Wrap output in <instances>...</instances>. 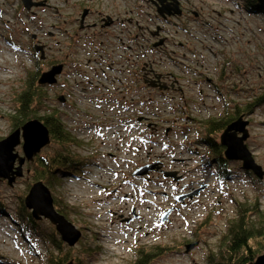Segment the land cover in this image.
Instances as JSON below:
<instances>
[{"label": "rangeland", "instance_id": "1", "mask_svg": "<svg viewBox=\"0 0 264 264\" xmlns=\"http://www.w3.org/2000/svg\"><path fill=\"white\" fill-rule=\"evenodd\" d=\"M22 1L0 0V141L13 132L10 117L16 109V98L24 92L28 76L36 67H39L42 74L47 61L56 55L63 58L64 55L68 56L69 63H72L76 55V40L83 34V31L80 33L78 24L83 20L84 12L90 13L85 20L86 23L98 22L95 35L109 26L115 29L114 35L120 41L115 39L112 40L113 43L116 46L120 44L127 46L124 61L138 68H141L138 65L141 56L132 57L131 54L134 52L149 55L153 67L156 59L162 62L163 57L155 53L159 48L147 54L144 48H136L129 44L130 31L134 35H139L141 32L155 30L151 31L153 37L151 35L147 42L153 41L152 46L156 48L165 34L164 45L175 51L168 54L183 55L187 62L196 58L209 59L213 56L212 61L216 63L218 75L217 84L223 94V98H218L216 102L218 108L213 111L215 117L224 107L223 99L233 106L235 102L249 101L252 96L264 90V10L259 11L256 8L250 10L247 8L249 4L245 5L246 0H165L161 6L171 7V3H178L179 9L181 3L183 9H186L185 13L181 14L180 9L179 15L165 18L156 11L158 6L161 7L158 0H30L41 5L32 6L29 10H25ZM254 5L257 3L251 1L249 6L264 9V4ZM199 10L200 14L195 17L192 11L197 14ZM135 19L138 20L136 24L133 21ZM176 21L181 23L183 31L173 27ZM198 26H201V29L195 38L191 35L190 29L195 32ZM99 31L100 33H97ZM167 35L169 38L166 40ZM4 40L7 41L6 44ZM11 42L20 47L14 49ZM6 45L10 46L12 52H7L9 49ZM34 47H38L40 51L34 53ZM183 61L182 57L176 58L175 63L171 59L174 68L181 66ZM68 66L64 68V73L67 68L70 71ZM222 67H226V72L230 76L225 83H221L219 79ZM64 73L54 78L53 85L39 88L47 93L44 98L45 104L48 108L55 109L65 129L79 143L75 155L85 164L82 171H75L77 177L60 176L53 177V183L48 180L47 183L44 180L41 182L51 196L54 210L80 233V239L73 247H67L46 220L36 222L43 228L40 235L31 233L33 229L29 226L25 228L26 225L23 223L28 212L25 209L21 210L20 203L30 186L36 182L33 180L35 165H28L29 162H25L22 176L15 180L12 187L0 182V199L3 203L0 207V256L12 262L9 264H47L48 256L58 255V251L68 254L66 264H131L135 261L136 252L140 248L150 249L156 246L166 249V253L152 264H208V257L212 255L214 258L219 253L222 243L220 241L227 235L228 223L237 219L239 204L253 203L257 200L260 209H264V177L261 181L256 180L239 171V163L228 161L227 169H230V176L234 181L226 182L227 180H223L216 171L219 166L215 165L218 163L212 159L213 157L216 159L213 151L208 150L202 143L194 145L196 153L188 151L183 153L182 150L173 149L171 145L165 144L159 145L152 152L146 151L143 145L139 150L130 149V146L141 144L142 136L149 130L158 133L163 138L162 142L163 140L166 142L167 138L172 142L177 141L179 137L182 140L185 133L188 134L185 141H188L199 136L201 125L198 127L189 120H172L168 114L166 116L173 121L172 123L145 122L141 118L131 122L124 118V125L133 123L140 129L137 137L124 132L123 134L117 128L118 134L110 137L107 142L105 137L111 135V131L104 127L109 128L110 120L119 117L118 105L105 109L111 104L107 99L106 102L99 104L97 109L95 104L88 102L84 106H79L83 107L80 115L73 116V108L65 103L67 92H70L66 89V83L72 77H69L70 75L66 77ZM162 79V76H158L155 82L144 80V85L152 88L151 83L158 84V81H162L164 82L162 85L165 86L163 89H174L176 80ZM115 82L117 84V81ZM55 84L63 87L64 91L58 92ZM48 87L55 88L57 94H60L57 96ZM132 87L134 90L131 91H138L134 94V99L136 97L139 98L138 101L147 99L146 96L140 95L142 92L140 83L133 84ZM205 87L204 92L209 89L208 86ZM172 91L177 96L185 92L184 96H188V99H195L197 93L194 86L190 88L175 86ZM149 94L150 92L148 96H151ZM208 94L212 97L215 95L211 89L208 90ZM217 94L219 95V92ZM115 96H117L115 93L111 94V97ZM155 100L161 101L157 97ZM68 102L70 103L69 99ZM145 103L140 105L136 102L134 108L142 111L146 117L149 107L145 108L147 102ZM173 107L176 108L175 103ZM178 107L181 108V105ZM40 112L42 116L54 113L53 111L48 113L45 109ZM189 113L193 119L196 117L202 119L199 117L201 114L197 115L195 109ZM149 117L154 118L151 115ZM81 121L90 123L89 130H83L84 125L81 127L78 125ZM244 121L248 123L246 129L249 133L245 144L255 162L264 170V104L254 108L250 115L244 117ZM93 124L102 128L100 132H95L97 128L95 130ZM177 125L184 127V133L180 135L174 133V126ZM198 130L199 134L195 133ZM100 133L107 134L103 137ZM124 142L129 145L127 149L122 145ZM16 152L21 155L20 146L16 148ZM93 155H99L102 166L84 167L88 160H92ZM207 161L209 167H206ZM144 167L152 169L144 175H133ZM152 172L155 176L148 178ZM235 174L240 175L241 182L234 177ZM108 181L112 183L109 184ZM123 189L130 191L135 208L127 200L128 196L119 199L117 206L110 205L111 211L105 209L107 221H103L96 211L99 205L103 206L117 197L122 198ZM88 191L99 192L100 195L97 194L96 197L100 196L102 200L87 198L84 192L89 194ZM146 198H154L152 200L156 203L152 204L154 206L152 218L148 219L147 215H143L138 219L137 212H141L148 205ZM125 201L129 205L123 204ZM107 225L116 228L118 232H106ZM121 230L124 231L123 234H119ZM52 233L53 242L46 238ZM109 235L115 238L125 236L126 241L118 244L122 246L119 252L112 250L119 246L109 242ZM190 245L194 246L186 251V247ZM13 246H17L20 251H13Z\"/></svg>", "mask_w": 264, "mask_h": 264}, {"label": "built area", "instance_id": "2", "mask_svg": "<svg viewBox=\"0 0 264 264\" xmlns=\"http://www.w3.org/2000/svg\"><path fill=\"white\" fill-rule=\"evenodd\" d=\"M133 21L135 24L138 22L137 19ZM111 27L109 26L105 28L101 33L100 31L97 32L100 34H96L97 36L95 35L92 41H87L84 37H78L76 40L75 58L73 57V61L69 65L70 71L67 68L64 73V76L67 77L70 75L69 77H72V79L66 83V89L70 92H67L68 97L65 103L69 107L73 108V116L80 115V111H83V107L80 108L79 106H84L88 102L95 104L94 106H96L97 109L99 104L106 102L107 99L111 101V104L105 109H109L115 106L117 107L118 105L117 114L119 117L115 120H110L109 128L104 127V129H109L111 131V135L108 134L105 137L107 142H109L110 137L112 138V136H116L118 134V131L116 130L117 128L122 131V133L124 132L126 134H131L132 136L137 137L136 134L140 129L133 123L124 125V118L126 121L131 122H134L138 118H141L145 122L152 121L153 123H159L162 121L172 123L173 119L189 120L199 127L201 125V121H205L206 119H208V117H219L218 115H216L215 117V115L213 114L215 108H218V104L216 102L222 94L217 84L218 75L216 74V63L212 61L213 56H210L209 59L200 60L196 58L187 62L188 60L186 61L183 55L173 53L174 56H170V54H168L175 51L169 49L164 45L163 42L165 41V34L163 35V38H161V45L156 48L153 47V41L149 43L147 42V39H151V35L153 37L151 31L153 32L155 30L148 31L146 33L141 32V34L139 35H134L130 31V35L128 36L129 44L134 45L136 48H144L145 53L147 54H151L159 48V51H156L155 53H159L163 57L162 62L157 61L158 59H156L155 67H153L151 65L149 55L145 56L144 54H138L134 52L133 54H131L132 57L141 56L140 61L138 62V65L141 68H138L134 64L125 63L124 58L125 53L128 50L127 46H123L121 44L119 46H116L115 43H113L112 40L117 39L118 41H120V39L114 35L115 29ZM173 27L179 28L181 31H183L182 25L178 21L174 22ZM50 28H53V26H50ZM200 29L201 26H198V29L195 30V32H192V30L190 29L191 35L195 38L198 37V32L200 31ZM167 36L168 37L166 38V40L169 38V35ZM130 38H132V40H130ZM179 45L182 44L179 43ZM6 47L11 50L10 46L6 45ZM9 50L7 52H9ZM163 53H165L166 55ZM178 57H182L184 61L181 66H178V68H174L171 59H173L175 63V59ZM222 68L225 72V67ZM158 70L163 73H160ZM124 73H126L127 75H124ZM158 76H162V80H164L165 78L167 81H169L170 79L176 80V83L173 85L174 89L175 86L189 88L194 86L197 91L195 99H188V96H184L185 92L177 96L172 91L174 89H162L163 87H165L164 85H162L164 83L162 81H158V84L153 83L155 87L152 88L144 85V80L155 82ZM115 81H117V84ZM138 83L142 85V92L140 93V95L147 97V99L145 100L138 101V97L134 99V94L138 91L131 90H134V88L132 87L133 84ZM109 85L111 87H109ZM205 85L214 92L215 95L213 97L208 94L209 89H206V92H204V88H206ZM149 92V95L151 96H148ZM217 92H219V95L217 94ZM112 93H115L117 96L111 97ZM156 97L161 101H156ZM68 99L70 100V103L68 102ZM136 102H139L140 105H143L145 102H147L145 108L149 107V110L146 113V117L142 111L134 108ZM174 103L176 104V108L173 107ZM178 105H181V108H179ZM222 105L224 107L225 105L230 106L225 101V99H223ZM188 107H190V109ZM192 109H195L197 115L198 113L201 114V116L199 117H201L202 119L199 120L197 119V117L196 119H193L191 117V114L189 113V111ZM176 110H178L177 114L175 112ZM203 112H205V115H203ZM167 114L172 120L168 119V116H166ZM148 115H151L154 118L149 117ZM84 119H86V117H84ZM78 125L80 127L82 125L88 126V130L90 128V123L86 121H81L78 123ZM93 125L95 127V130L97 128V131L95 132H100L102 128L97 127L95 124ZM151 126L152 124L150 125V128ZM174 128L175 134L179 133L180 135L181 133H184V127L177 125L174 126ZM199 130L195 131V133L199 134ZM105 134L107 133H102L101 135L104 137ZM187 135L188 134L185 133V136L182 140H180L179 137L175 142H172L167 138V141L165 142V140H163V143V138L158 133H154L153 131L149 130L142 136L141 144L139 143L136 146H130V149L139 150L141 149V145H143L146 151L152 152L153 149H157L159 145L165 144L166 146L171 145L173 149L179 151L182 150L183 153L185 151L196 153L197 150L193 147L195 144H201V142L199 141L200 137L197 136L196 138L185 141V139H187L188 137ZM122 145H125L124 147H126V149L129 147L126 142H124ZM203 145L206 146V144ZM119 147L122 148V146ZM206 147L209 150V147ZM120 148H118V150ZM210 156L211 154L209 153V158ZM87 162L88 164L86 166L88 167L89 165L92 167L102 166V164H100L99 155H93L92 160H88ZM216 171L218 172V169H216ZM218 175L220 176L219 172ZM153 176H155V174L152 172L148 175V178H151ZM220 177L223 180H227L226 182H229L231 180L234 181L232 177ZM181 178L182 176H180V179ZM235 178L238 179L239 182H241L240 175ZM84 180H86V178H84Z\"/></svg>", "mask_w": 264, "mask_h": 264}, {"label": "trees", "instance_id": "3", "mask_svg": "<svg viewBox=\"0 0 264 264\" xmlns=\"http://www.w3.org/2000/svg\"><path fill=\"white\" fill-rule=\"evenodd\" d=\"M255 8L259 11L264 10L260 7H250V10H254ZM236 72H238L237 67ZM40 74L39 67H36V70L28 76L24 92L16 98V109L10 120L12 131L34 119H37L46 127L50 143L28 165H35L34 181L44 180L47 183L48 180L50 183H53V177H77L75 171H82L84 162L82 160L79 161V158L75 155L79 143L65 129L55 109H50L45 104L44 98L47 93L37 85ZM228 77L230 76L226 72L225 67V72L223 69L219 79L226 80ZM263 104L264 90L260 94L252 96L245 103L235 102L232 104L233 107L225 105V111L216 119L209 118L201 121L200 129L202 130L199 134V141L202 144H206L213 151L217 161L214 157L212 159L218 163L224 176H230L231 171L227 169L229 162L223 158V147L219 145L220 134L229 124L240 117L244 118L250 115L254 108ZM42 109H45L48 113L53 111L56 115L51 113L42 116L40 115ZM2 206L3 203L0 199V207ZM20 206L21 210L25 211L22 206V200ZM238 206L237 219L234 222L228 223L227 235L220 241L222 243L219 253L214 258L210 255L207 261L208 264H250L264 251V209H260L257 200L253 203H241ZM26 216L25 219L21 217L25 221V223L22 222L23 225H26L25 228L29 226L33 229L31 233L40 235L43 228L39 227V224L36 223L37 221L31 219L29 213ZM50 231H52V228ZM53 237L54 233L52 235L49 234V237L46 238L53 242ZM165 253L166 249L158 246L150 249L140 248L136 252L135 261L131 264H152L154 260L160 258ZM67 261L68 254L58 251V255L50 254L48 256L47 264H66Z\"/></svg>", "mask_w": 264, "mask_h": 264}, {"label": "water", "instance_id": "4", "mask_svg": "<svg viewBox=\"0 0 264 264\" xmlns=\"http://www.w3.org/2000/svg\"><path fill=\"white\" fill-rule=\"evenodd\" d=\"M164 1L158 0L160 6ZM253 1L260 5L264 4V0ZM22 5L25 10H29L30 7H37L41 4L23 0ZM156 9L157 13L163 18L179 15L180 13L176 3H171V7L158 6ZM84 14L85 12L82 17H84ZM160 44L161 41L157 43V45ZM33 50L35 53L40 51L38 47H34ZM40 57H42L41 54ZM60 71V65L51 67L48 71L40 74L37 84L39 86L53 85L55 83L54 78ZM151 86L154 87V84ZM247 125L248 123L242 117L229 124L219 136V145L223 147L225 161L239 163L243 171L250 173L255 179L261 181L264 177V170L255 162L245 144L246 139L249 137L246 129ZM49 143L50 138L46 127L36 119L26 122L1 140L0 182L12 187L15 180L22 176L24 163L31 162ZM18 146L21 148V155L16 152ZM151 169L152 167H144L134 172L133 175H144ZM22 206L34 221L46 220L59 236L61 242L67 247H73L80 239V233L54 210L51 196L41 181L35 182L30 186L27 194L22 199ZM165 216H163L162 220H164ZM193 246H187L186 251H189ZM250 264H264V251Z\"/></svg>", "mask_w": 264, "mask_h": 264}, {"label": "bare ground", "instance_id": "5", "mask_svg": "<svg viewBox=\"0 0 264 264\" xmlns=\"http://www.w3.org/2000/svg\"><path fill=\"white\" fill-rule=\"evenodd\" d=\"M257 5H259L258 3H257ZM4 43L6 44L7 43V41L5 42V40H4ZM12 45V47L15 49V48H18L15 44H11ZM9 52H12L11 50H9ZM231 78H233V77H231ZM221 83H225L226 82V80H221L220 81ZM223 86V85H222ZM221 96V98H223V94H221L220 95ZM230 107H233V106H230ZM229 108V107H228ZM231 109V108H230ZM225 110H224V108L220 111V112H218V116H220L219 114H221L222 115V113L224 112ZM216 119V118H215ZM83 130H88V126H84L83 127ZM252 154V153H251ZM85 164V163H84ZM87 165V164H86ZM85 165V166H86ZM206 166V165H205ZM206 167H209V161H207V166ZM240 170L239 171H241L242 170V168L240 167L239 168ZM237 175L238 174H235L234 175V177H237ZM232 179H233V177H232ZM108 183L109 184H111L112 182H110V181H108ZM89 192V191H88ZM85 193V195H87V198H89V197H93L94 199H96L97 197H96V195L98 194V195H100V193L99 192H95V191H93V192H89V194H86L87 192H84ZM90 194H92V195H90ZM128 196V199L127 200H129L130 202H131V206H134L133 205V201H132V196L130 195V191L128 190V189H123V197L122 198H120V197H117V198H115L114 200H112V201H109V202H106V203H104V205L103 206H101L102 204H100V203H98V204H100L99 205V209H97L96 211L98 212V215H100V217L102 218V220L103 221H107V219H105L106 218V215H105V209H107V211H111V207H110V205H115V206H117L118 204H119V199H125L126 197ZM152 199H154V198H152ZM152 199H145V201H146V203L148 204L147 206H145V209H143L141 212L140 211H138L137 212V216H138V219L140 218V217H142L143 215H147L148 216V219H150V218H152V211H153V209H154V206H152V204L154 203V204H156ZM97 201H101L102 200V198L99 196V198H97L96 199ZM123 204H128L129 205V203L128 202H123ZM134 208H135V206H134ZM107 227V229L108 230H105L106 232H108V233H112L113 231H115V232H118L117 231V229L116 228H110L108 225L106 226ZM140 228V227H139ZM112 229V230H111ZM124 233V231L123 230H121V232H119V234H123ZM117 238H115L113 235H109L108 236V239H109V242L110 243H114V244H119V243H122V242H124V241H126V240H124V238H125V236L123 237V236H116ZM8 242H10L9 241V239H8ZM14 242V241H13ZM119 247L117 248V249H112V250H117L118 252L122 249V246H120V245H118ZM12 250L14 251V250H17V251H20V249L17 247V246H13V248H12ZM9 263H12L11 261H7L6 259H4V257L3 256H0V264H9Z\"/></svg>", "mask_w": 264, "mask_h": 264}, {"label": "flooded vegetation", "instance_id": "6", "mask_svg": "<svg viewBox=\"0 0 264 264\" xmlns=\"http://www.w3.org/2000/svg\"><path fill=\"white\" fill-rule=\"evenodd\" d=\"M176 1V0H175ZM251 1H253V0H246L245 1V5H250L251 4ZM253 2H255V1H253ZM256 3V2H255ZM178 4V3H177ZM248 5V7L250 8V6ZM179 11H180V9H181V14L182 13H185V11H186V9H183V7H182V5H181V3H179ZM184 10V11H183ZM193 13H195V17H197V15L198 14H200V10L198 11V13L196 14V12H194V11H192ZM90 14V13H89ZM87 12H85V15H84V17H83V20L78 24L79 25V31H80V33L83 31V34H81V35H79V37H84L87 41H92L93 39H94V36H95V33H96V30H97V27H98V22H93V23H91V24H88V23H86V19L88 18V15H89ZM223 17V16H222ZM223 19L224 20H226V18L225 17H223ZM93 20H95V19H93ZM86 29V31H84ZM78 35V34H77ZM32 54V53H31ZM35 57H36V55H35ZM70 57V56H69ZM70 59L68 58V56H65L64 55V58L63 57H59L58 55H56V57L55 58H52V59H49L48 61H47V64H46V68L42 71V72H45V71H48L51 67H53V66H57V65H60L61 66V71H60V73L58 74V75H56L55 77L57 78L58 76H62V74L64 73V68L65 67H67V65H70ZM57 84H59V81L57 82ZM57 84H55V86L57 87V89H58V92H62V91H64V89H63V87L62 88H60V87H58L57 86ZM47 86H49V85H47ZM41 87V86H40ZM49 89L51 88L52 89V87H48ZM53 90V92H55V94H57V92L55 91V88L54 89H52ZM60 93H58L57 94V96L59 95ZM35 158V157H34ZM2 183H4V182H2Z\"/></svg>", "mask_w": 264, "mask_h": 264}]
</instances>
